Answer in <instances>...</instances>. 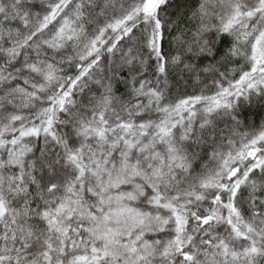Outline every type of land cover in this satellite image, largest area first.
I'll list each match as a JSON object with an SVG mask.
<instances>
[{
    "label": "snow or ice",
    "instance_id": "1",
    "mask_svg": "<svg viewBox=\"0 0 264 264\" xmlns=\"http://www.w3.org/2000/svg\"><path fill=\"white\" fill-rule=\"evenodd\" d=\"M0 264H264V0H0Z\"/></svg>",
    "mask_w": 264,
    "mask_h": 264
},
{
    "label": "trees",
    "instance_id": "2",
    "mask_svg": "<svg viewBox=\"0 0 264 264\" xmlns=\"http://www.w3.org/2000/svg\"><path fill=\"white\" fill-rule=\"evenodd\" d=\"M175 3L177 5H183L185 3V0H175ZM196 90H199L198 87ZM178 91L191 92V91H193V87L192 86H188L187 88L181 87L180 89H178ZM249 119H250V121H256L257 123H259L260 113L258 111H253L252 113L249 114Z\"/></svg>",
    "mask_w": 264,
    "mask_h": 264
}]
</instances>
